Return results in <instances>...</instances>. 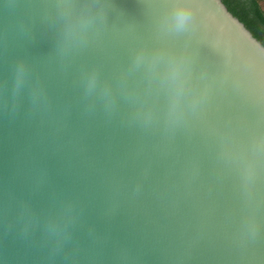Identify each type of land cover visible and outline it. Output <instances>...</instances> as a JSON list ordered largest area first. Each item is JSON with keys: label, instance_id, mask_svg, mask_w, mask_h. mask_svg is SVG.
<instances>
[{"label": "water", "instance_id": "1", "mask_svg": "<svg viewBox=\"0 0 264 264\" xmlns=\"http://www.w3.org/2000/svg\"><path fill=\"white\" fill-rule=\"evenodd\" d=\"M0 264H264V47L219 0H0Z\"/></svg>", "mask_w": 264, "mask_h": 264}, {"label": "trees", "instance_id": "2", "mask_svg": "<svg viewBox=\"0 0 264 264\" xmlns=\"http://www.w3.org/2000/svg\"><path fill=\"white\" fill-rule=\"evenodd\" d=\"M223 7L264 47L262 0H219Z\"/></svg>", "mask_w": 264, "mask_h": 264}, {"label": "clouds", "instance_id": "3", "mask_svg": "<svg viewBox=\"0 0 264 264\" xmlns=\"http://www.w3.org/2000/svg\"><path fill=\"white\" fill-rule=\"evenodd\" d=\"M188 18V13L187 12H181L180 14H179V20L181 21V22H183L185 19H187Z\"/></svg>", "mask_w": 264, "mask_h": 264}, {"label": "rangeland", "instance_id": "4", "mask_svg": "<svg viewBox=\"0 0 264 264\" xmlns=\"http://www.w3.org/2000/svg\"><path fill=\"white\" fill-rule=\"evenodd\" d=\"M262 5L264 6V0H262Z\"/></svg>", "mask_w": 264, "mask_h": 264}]
</instances>
